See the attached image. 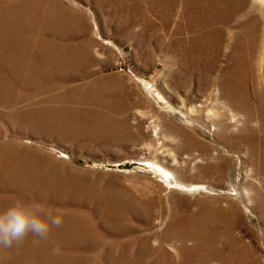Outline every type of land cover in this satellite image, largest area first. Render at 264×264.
Segmentation results:
<instances>
[{
  "label": "rangeland",
  "instance_id": "374dc122",
  "mask_svg": "<svg viewBox=\"0 0 264 264\" xmlns=\"http://www.w3.org/2000/svg\"><path fill=\"white\" fill-rule=\"evenodd\" d=\"M156 1L37 0L38 42L49 41L46 47H53L57 56L85 64L64 81L65 89L78 95L103 92V113L118 123L107 128L118 129L128 139L76 143L29 131L18 133L1 121L8 129L6 140L53 159L60 163L61 172L85 180L84 186L122 197L144 213L143 207L153 203L152 216L126 220L129 235L100 227L112 241L133 239L140 245L149 238V245L158 246L173 208L184 213L216 205L223 219L219 230L245 242L250 259L264 264V117L260 108L253 109L247 122L245 112L228 99L233 87L239 86L241 95L264 107V51L241 71L228 57L229 51L220 56L216 51V67L204 71L189 48L196 30L187 28L179 8L169 14ZM247 3L254 4L252 14L264 16L261 1ZM48 20L53 30L45 29ZM229 69L232 74H225ZM153 161L184 184L213 190L194 194L169 190L154 172ZM164 248L172 251L170 244Z\"/></svg>",
  "mask_w": 264,
  "mask_h": 264
},
{
  "label": "bare ground",
  "instance_id": "6f19581e",
  "mask_svg": "<svg viewBox=\"0 0 264 264\" xmlns=\"http://www.w3.org/2000/svg\"><path fill=\"white\" fill-rule=\"evenodd\" d=\"M256 1L264 4V0ZM156 2L169 14L179 8L187 28L192 32L196 30L189 39V48L193 50L192 58L201 60L204 71L216 67L223 51H229L230 60L241 66L238 71L246 62L259 57L258 52L264 51V16L252 14L254 4H248V0ZM38 10L37 0H0V122H8L18 133L29 131L76 143L91 140L102 144L120 143L128 139L118 129L107 128L118 123L103 113L106 103L103 92L102 95H78L65 89L64 81L81 72L85 64L57 56L53 47H46L49 41L38 42L40 39L35 37L39 34L35 28L39 23L35 21L39 19ZM54 27L48 20L45 29ZM216 51L219 56L215 55ZM233 68H230L232 72ZM230 69L225 74H232ZM233 88L229 103L245 112L247 122L253 109L260 108L264 117V107L254 105L245 94L241 95L239 86ZM159 97L164 100L160 94ZM167 109L171 113L175 110L169 106ZM4 126L0 123V208L14 197L39 200L63 222L60 227H53L47 240L39 245H34L29 235L18 246L0 249V264H259L256 258L250 259L245 242L219 230L223 219L216 205L184 213L173 208L158 246L149 245V238L140 245L133 239L112 241L100 227L122 236L129 235L132 231L126 220L133 216H152L153 203L148 202L143 207L144 213L122 197L91 190L76 173L61 172L60 163L7 141L8 129ZM153 165L154 172L161 176L169 190L191 194L213 190L199 184H184L160 163ZM235 178L237 182L238 176ZM166 243L170 244L171 252L164 248ZM57 247L59 251L54 252Z\"/></svg>",
  "mask_w": 264,
  "mask_h": 264
},
{
  "label": "clouds",
  "instance_id": "9594fccd",
  "mask_svg": "<svg viewBox=\"0 0 264 264\" xmlns=\"http://www.w3.org/2000/svg\"><path fill=\"white\" fill-rule=\"evenodd\" d=\"M62 218L53 214L39 200L12 198L0 208V249L20 245L29 235L39 245L47 240L53 227H60ZM58 247L54 252H58Z\"/></svg>",
  "mask_w": 264,
  "mask_h": 264
}]
</instances>
